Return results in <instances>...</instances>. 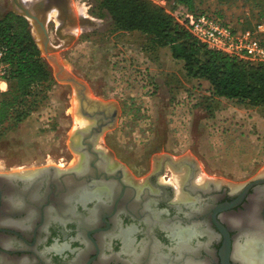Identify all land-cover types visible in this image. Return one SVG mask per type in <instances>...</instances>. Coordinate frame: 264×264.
<instances>
[{
    "label": "flooded vegetation",
    "instance_id": "obj_1",
    "mask_svg": "<svg viewBox=\"0 0 264 264\" xmlns=\"http://www.w3.org/2000/svg\"><path fill=\"white\" fill-rule=\"evenodd\" d=\"M77 97L88 121L72 141L77 158L0 171V264H264V175L197 183L187 158L130 164L109 134L100 143L114 107L81 86ZM167 165L186 168L179 187Z\"/></svg>",
    "mask_w": 264,
    "mask_h": 264
},
{
    "label": "rangeland",
    "instance_id": "obj_2",
    "mask_svg": "<svg viewBox=\"0 0 264 264\" xmlns=\"http://www.w3.org/2000/svg\"><path fill=\"white\" fill-rule=\"evenodd\" d=\"M60 1L73 21L53 7L46 24L59 61L87 93L117 112L115 129L106 127L101 135L103 148L109 134L106 145L126 155L130 164L143 160L146 165L150 153V170L164 154L187 158L197 178L205 174L207 181L236 184L264 175V105L217 96L207 80L186 75L183 61L173 58L168 46H158L149 34L118 30L100 0ZM166 7L171 9V3ZM194 8L238 30L264 20V0H194ZM8 12H14L11 0H0V18ZM29 30L41 48L49 80L32 111L21 121L0 126V171L29 172L62 162V157H78L72 148L81 125L74 120L75 113L80 115L78 106L74 108L76 89L55 77L30 24ZM5 91L0 90V99ZM127 150L138 156L131 157ZM167 166L172 176L186 170Z\"/></svg>",
    "mask_w": 264,
    "mask_h": 264
},
{
    "label": "trees",
    "instance_id": "obj_3",
    "mask_svg": "<svg viewBox=\"0 0 264 264\" xmlns=\"http://www.w3.org/2000/svg\"><path fill=\"white\" fill-rule=\"evenodd\" d=\"M166 1L171 9L181 5L199 12L194 0ZM99 4L118 30L149 34L158 46H168L171 56L183 61L186 75L207 80L217 96L264 105V63H249L208 49L152 0H100ZM0 42L9 63L8 88L0 99V126L4 127L21 121L35 108L44 95L49 71L23 16L8 12L0 18Z\"/></svg>",
    "mask_w": 264,
    "mask_h": 264
},
{
    "label": "built area",
    "instance_id": "obj_4",
    "mask_svg": "<svg viewBox=\"0 0 264 264\" xmlns=\"http://www.w3.org/2000/svg\"><path fill=\"white\" fill-rule=\"evenodd\" d=\"M171 12L175 20L208 49L220 51L249 63H264V20L252 28L234 29L217 16L207 12H192L178 5L166 7V0H152ZM6 47L0 42V90L7 89L9 63L5 60ZM4 85V87H2Z\"/></svg>",
    "mask_w": 264,
    "mask_h": 264
},
{
    "label": "water",
    "instance_id": "obj_5",
    "mask_svg": "<svg viewBox=\"0 0 264 264\" xmlns=\"http://www.w3.org/2000/svg\"><path fill=\"white\" fill-rule=\"evenodd\" d=\"M57 0H37L32 4H25L22 0H11L14 13L23 16L30 24L38 35L39 43L43 49V52L47 54L49 61L54 67V75L61 81L70 82L74 85L76 92L77 86H81L86 90L85 85L79 81L75 76L67 72L57 56V47L53 46L49 40V34L47 31V13L53 8L57 7L62 15L67 14V8L63 5L60 6L56 3ZM69 15V20L73 21V17ZM67 16V15H66ZM32 34V33H31ZM33 37V35H32ZM35 41V39H34ZM36 43V41H35ZM38 49L41 52V48L36 43ZM115 109V108H114ZM116 112V109L114 110ZM101 131V125L97 128L92 127L90 133H99Z\"/></svg>",
    "mask_w": 264,
    "mask_h": 264
},
{
    "label": "bare ground",
    "instance_id": "obj_6",
    "mask_svg": "<svg viewBox=\"0 0 264 264\" xmlns=\"http://www.w3.org/2000/svg\"><path fill=\"white\" fill-rule=\"evenodd\" d=\"M74 108H77V100H74ZM73 109V108H72ZM75 112V111H74ZM74 114V113H73ZM76 114V113H75ZM74 114V120H75V122H78V124L80 125H82V127H83V125L85 124V126L88 124V121L87 120H83L81 117H79L77 114L75 115ZM81 125H80V127H81ZM79 138V137H78ZM36 169V168H35ZM13 172H15V171H13ZM27 171H25V172H23V173H26ZM31 172V171H30ZM29 172V173H30ZM16 173H19L18 171L16 172ZM20 174H21V172H20ZM184 175H185V173H180V174H178V173H175V175H174V177L176 178L175 180H176V185H178V187H179V184H180V182H181V180H182V178L184 177ZM198 179V178H197ZM209 179V178H208ZM205 181H207V177H206V175L205 174H202V175H200V177H199V179L196 181L197 183H201V182H205Z\"/></svg>",
    "mask_w": 264,
    "mask_h": 264
}]
</instances>
